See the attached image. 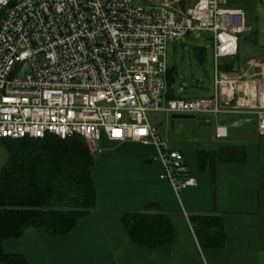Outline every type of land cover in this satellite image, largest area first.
Segmentation results:
<instances>
[{
  "label": "built area",
  "instance_id": "1",
  "mask_svg": "<svg viewBox=\"0 0 264 264\" xmlns=\"http://www.w3.org/2000/svg\"><path fill=\"white\" fill-rule=\"evenodd\" d=\"M241 1L0 0V139L79 136L92 153L103 137L152 145L160 179L179 196L196 181L150 114L254 113L264 135V63L219 65L249 30ZM202 32L211 34L212 94L167 99V43ZM226 136L216 124L215 137Z\"/></svg>",
  "mask_w": 264,
  "mask_h": 264
},
{
  "label": "crops",
  "instance_id": "2",
  "mask_svg": "<svg viewBox=\"0 0 264 264\" xmlns=\"http://www.w3.org/2000/svg\"><path fill=\"white\" fill-rule=\"evenodd\" d=\"M239 4L249 30L240 35L237 54L219 62L230 66L228 72L248 69L249 61L264 63V0ZM210 88L203 97L212 94ZM173 89L178 98H199L186 96L175 82ZM160 114L163 126L152 125L172 150L183 154L194 186L177 196L170 183L160 179L163 167L155 159L154 146L111 143L103 137L91 168L95 207L64 236L52 237L41 228H29L20 237L5 240L3 252L22 255L26 264H264V135L258 134L256 115L223 114L208 120L212 123L208 134L184 136L168 129L175 127L176 119L172 122L171 115ZM216 124L227 126L226 137H215ZM235 148L243 150V161L220 160L223 150ZM210 154L215 155L214 163ZM148 204L159 205L174 230L173 241L156 249L134 244L121 221L123 215L142 212ZM193 215L221 217L223 248L199 246L189 221Z\"/></svg>",
  "mask_w": 264,
  "mask_h": 264
},
{
  "label": "trees",
  "instance_id": "3",
  "mask_svg": "<svg viewBox=\"0 0 264 264\" xmlns=\"http://www.w3.org/2000/svg\"><path fill=\"white\" fill-rule=\"evenodd\" d=\"M193 54L201 65L205 63L203 48H193ZM220 69L230 71V66L220 64ZM174 82L172 70H167V99L178 98L174 93ZM0 150L3 153L0 164V263L26 264L22 255L5 254L2 243L20 237L29 228H41L52 237L71 232L96 204L91 174L95 158L79 136L65 140L52 135L43 139L2 138ZM208 156L214 163L215 155ZM219 158L241 162L244 152L239 148L227 149ZM212 175L214 178L213 172ZM121 221L130 240L139 247L156 249L174 239L173 227L157 204H148L139 213L125 214ZM189 221L201 248L224 247L220 216L193 215Z\"/></svg>",
  "mask_w": 264,
  "mask_h": 264
},
{
  "label": "rangeland",
  "instance_id": "4",
  "mask_svg": "<svg viewBox=\"0 0 264 264\" xmlns=\"http://www.w3.org/2000/svg\"><path fill=\"white\" fill-rule=\"evenodd\" d=\"M239 6V3L234 4ZM247 21V18H246ZM211 34L202 32L199 36H184L180 40H171L167 43L166 66L172 70L175 78V87H183L185 95L194 97L207 96L213 85L214 57L210 45ZM200 47L205 50V63L201 65L193 54V48ZM223 60V59H222ZM221 59L219 62L222 61ZM163 114H150L149 121L152 123L163 122ZM163 126V123L161 124ZM162 131L164 127H161ZM211 127H201L192 120L176 119L175 127L168 126L172 133L192 136L193 132L199 135L208 134ZM3 162V153L0 150V164Z\"/></svg>",
  "mask_w": 264,
  "mask_h": 264
},
{
  "label": "water",
  "instance_id": "5",
  "mask_svg": "<svg viewBox=\"0 0 264 264\" xmlns=\"http://www.w3.org/2000/svg\"><path fill=\"white\" fill-rule=\"evenodd\" d=\"M170 117H171V121L172 122L175 119H183V120L197 121L199 123V125L203 126V127H210L212 125V123L210 121L206 120L205 116H201V115H178V114H173Z\"/></svg>",
  "mask_w": 264,
  "mask_h": 264
}]
</instances>
